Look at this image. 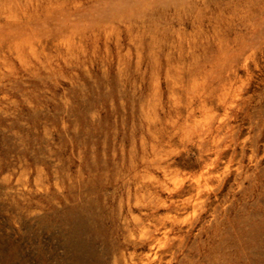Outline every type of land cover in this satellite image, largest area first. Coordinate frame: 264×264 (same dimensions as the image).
Masks as SVG:
<instances>
[{
	"label": "rangeland",
	"instance_id": "374dc122",
	"mask_svg": "<svg viewBox=\"0 0 264 264\" xmlns=\"http://www.w3.org/2000/svg\"><path fill=\"white\" fill-rule=\"evenodd\" d=\"M0 264H264V0H0Z\"/></svg>",
	"mask_w": 264,
	"mask_h": 264
}]
</instances>
